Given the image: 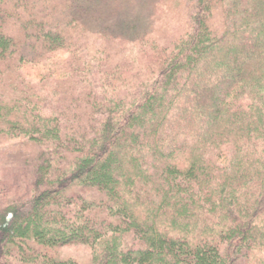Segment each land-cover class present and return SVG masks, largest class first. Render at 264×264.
<instances>
[{
	"label": "trees",
	"instance_id": "16d2710c",
	"mask_svg": "<svg viewBox=\"0 0 264 264\" xmlns=\"http://www.w3.org/2000/svg\"><path fill=\"white\" fill-rule=\"evenodd\" d=\"M74 3L0 0V264H264V0Z\"/></svg>",
	"mask_w": 264,
	"mask_h": 264
},
{
	"label": "rangeland",
	"instance_id": "374dc122",
	"mask_svg": "<svg viewBox=\"0 0 264 264\" xmlns=\"http://www.w3.org/2000/svg\"><path fill=\"white\" fill-rule=\"evenodd\" d=\"M99 1L75 0V15L90 28L103 27L109 32L129 36L147 28L148 15L155 0H113L117 2L119 9H110L109 12L103 6H99ZM109 18L113 19L109 20ZM105 19L109 21L115 19L116 21L104 22ZM102 21L104 23H101ZM59 255L60 257L74 256L81 259L87 257L88 250L80 245H68L59 249Z\"/></svg>",
	"mask_w": 264,
	"mask_h": 264
}]
</instances>
